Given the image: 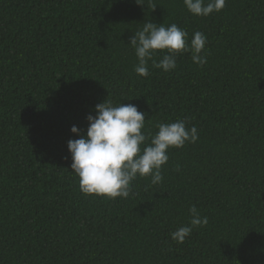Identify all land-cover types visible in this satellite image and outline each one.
<instances>
[{"label": "trees", "instance_id": "obj_1", "mask_svg": "<svg viewBox=\"0 0 264 264\" xmlns=\"http://www.w3.org/2000/svg\"><path fill=\"white\" fill-rule=\"evenodd\" d=\"M145 4L0 0V264H264V0L207 17ZM147 21L204 33L207 63L183 53L138 76L128 43ZM104 100L136 105L145 131L185 119L199 138L168 149L158 185L85 195L67 142ZM192 205L208 224L177 243Z\"/></svg>", "mask_w": 264, "mask_h": 264}, {"label": "clouds", "instance_id": "obj_2", "mask_svg": "<svg viewBox=\"0 0 264 264\" xmlns=\"http://www.w3.org/2000/svg\"><path fill=\"white\" fill-rule=\"evenodd\" d=\"M146 5L145 0H136ZM186 9L195 16L207 17L220 12L226 0H183ZM155 5L152 6V9ZM188 32L176 24L165 26L147 21L134 31L129 45L134 50L137 63L134 71L138 76H149V62L152 66L170 72L177 68V57L190 53L191 60L198 66L207 63L204 33L196 31L189 41ZM163 52L158 62L153 59L157 52ZM95 115L86 116V133L73 125L70 131L79 136L69 139L72 171L79 177V187L85 195L103 196L108 199L128 198L132 181L139 177H150L152 185L163 180L162 168L168 162L170 148H182L186 143H195L198 132L195 126L187 127L185 119L171 123H159L157 131H145L146 113L134 104L114 105L104 100L94 106ZM189 223L171 233V239L183 243L193 228L206 226L208 218L202 216L195 205L189 208Z\"/></svg>", "mask_w": 264, "mask_h": 264}]
</instances>
